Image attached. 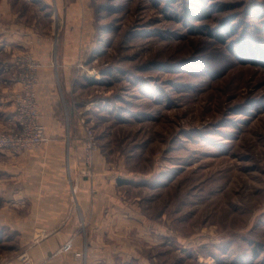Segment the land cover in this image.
I'll return each mask as SVG.
<instances>
[{"label": "rangeland", "instance_id": "obj_1", "mask_svg": "<svg viewBox=\"0 0 264 264\" xmlns=\"http://www.w3.org/2000/svg\"><path fill=\"white\" fill-rule=\"evenodd\" d=\"M0 43V134L27 88L48 134L49 68L60 125L83 133L81 165L91 129L159 264H264V0H0ZM9 232L0 263L31 264L32 238Z\"/></svg>", "mask_w": 264, "mask_h": 264}, {"label": "crops", "instance_id": "obj_2", "mask_svg": "<svg viewBox=\"0 0 264 264\" xmlns=\"http://www.w3.org/2000/svg\"><path fill=\"white\" fill-rule=\"evenodd\" d=\"M46 69L38 95L51 140L21 155L0 150V226L10 235L32 238L21 243L31 264H159V245L144 240L153 230L137 207L140 200L119 197V178L103 156L96 155L92 179L80 175L83 133L60 125L52 75ZM64 77L68 92L69 75ZM5 121L0 119V130ZM69 241L72 251L59 252ZM0 264L23 263L6 258Z\"/></svg>", "mask_w": 264, "mask_h": 264}, {"label": "built area", "instance_id": "obj_3", "mask_svg": "<svg viewBox=\"0 0 264 264\" xmlns=\"http://www.w3.org/2000/svg\"><path fill=\"white\" fill-rule=\"evenodd\" d=\"M16 121L15 127L0 134V149H5L13 154H20L29 150L41 148L50 142L45 126L41 122L39 102L33 88L24 89L15 96ZM85 124V121H82ZM83 163L80 168V175L91 178L94 174L96 154L98 146L93 130L87 129L83 142ZM72 241L67 242L59 252H71ZM77 257L82 254L76 253ZM28 261V256L20 257Z\"/></svg>", "mask_w": 264, "mask_h": 264}, {"label": "trees", "instance_id": "obj_4", "mask_svg": "<svg viewBox=\"0 0 264 264\" xmlns=\"http://www.w3.org/2000/svg\"><path fill=\"white\" fill-rule=\"evenodd\" d=\"M211 34V33H210ZM212 35V34H211ZM212 37V36H211ZM216 38L217 39H219L220 41H224V37L223 36H221V35H219V36H216ZM249 45V46H248ZM251 45L250 44H248V43H246V44H241L240 46H239V52H240V54H242V55H244V54H246L247 53V50L248 49H251V50H249L250 51V53H254L253 52V50H252V47H250ZM68 115H69V118H70V121H71V126L74 124L73 123V118H76L75 117V113L73 112V110L72 111H70V113H68ZM120 182H122V180H120Z\"/></svg>", "mask_w": 264, "mask_h": 264}]
</instances>
